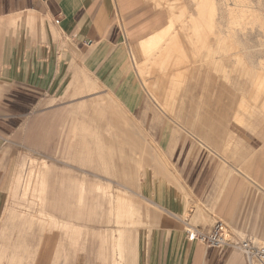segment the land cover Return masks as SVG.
Returning <instances> with one entry per match:
<instances>
[{"label":"rangeland","instance_id":"rangeland-1","mask_svg":"<svg viewBox=\"0 0 264 264\" xmlns=\"http://www.w3.org/2000/svg\"><path fill=\"white\" fill-rule=\"evenodd\" d=\"M121 1L114 14L123 32L146 17L158 25L171 23L148 45L161 47L165 30L171 42L175 32H185L180 40L189 58L180 68L189 74L182 77L198 81L183 85L178 75L143 74L145 51L137 42L130 50V78L154 122H140L111 94L97 92L78 101H45L30 115L5 123L16 129L0 147V153L6 149L0 162V264H132V242L154 211L140 196V178L148 167L172 162L167 154L175 148L206 170L224 158L223 181L235 183L238 171L244 175V216L220 222L231 242L264 245L253 239L264 242V188L257 178L264 152L255 151L262 145L264 113L234 118L242 95H257L261 86L264 91V0H214V34L202 26L197 52L189 38L194 26L179 14L197 16L193 0ZM247 9L255 17L241 19ZM230 13L238 17L232 20ZM234 54L244 58V66ZM220 56L226 59L220 62ZM192 60L200 76L191 75ZM258 74L262 81L252 89L249 78L254 85ZM223 86L228 90L220 99ZM115 122L126 125L124 133L140 144L142 155L113 139ZM161 125L170 138L168 153L155 136Z\"/></svg>","mask_w":264,"mask_h":264},{"label":"crops","instance_id":"crops-1","mask_svg":"<svg viewBox=\"0 0 264 264\" xmlns=\"http://www.w3.org/2000/svg\"><path fill=\"white\" fill-rule=\"evenodd\" d=\"M193 1L197 16L187 11L179 14L194 26L189 38L197 52L202 26L214 34L217 7L214 0ZM121 2L0 0V147L3 148V143L8 142L16 129L10 130L5 123L30 115L45 101H78L97 92L111 94L140 122H154L151 116L148 118L150 111L136 99L134 91L139 86L130 78V50L137 42L145 51V59L140 64L143 74L178 75L177 80L183 85L188 80L198 81V78L182 77L189 74L188 70L180 68L189 58L180 40L185 32H175L171 42L169 29L165 30L161 47L153 42L148 45L150 38L171 23L158 25L157 20L146 17L123 32L114 14L115 4L121 5ZM209 44L208 48L211 40ZM234 55L244 66V58ZM225 59L220 56V62ZM190 66L194 70L192 76L200 74L195 71L193 60ZM159 67L166 70L156 71ZM159 80L155 78L154 82ZM249 81L253 89L252 75ZM222 89H218L220 99H223V91L228 90L226 86ZM250 96L251 93L241 96L242 102L234 112L236 120L245 116L256 118L258 113H264L261 108L264 105ZM112 125L113 139L129 143L134 153L142 155L140 144L124 133L126 125L119 122ZM154 132L158 143L168 153L170 138L166 127H155ZM2 151L0 162L6 149ZM177 151L175 148L167 154L172 162L156 163L145 169L140 178V196L154 211L139 227L132 242V264H249L245 251L239 247L208 246L199 240L188 241L185 236L187 225L207 230L217 221L244 216V175L238 171L235 183L223 181L226 160L221 156L223 164L206 170L205 166L188 162L186 156ZM255 151L264 152V136L262 145ZM257 178L264 188V168ZM253 239L264 243L257 236ZM250 264H254V258Z\"/></svg>","mask_w":264,"mask_h":264},{"label":"built area","instance_id":"built-area-1","mask_svg":"<svg viewBox=\"0 0 264 264\" xmlns=\"http://www.w3.org/2000/svg\"><path fill=\"white\" fill-rule=\"evenodd\" d=\"M185 236L188 241L199 240L204 242L208 246H237L243 249L248 257L256 258L260 262V264H264V245L256 246L248 239H243L239 243L231 242L227 238V228L225 224L220 221L215 222L207 230H203L196 226L187 225L185 227Z\"/></svg>","mask_w":264,"mask_h":264},{"label":"bare ground","instance_id":"bare-ground-1","mask_svg":"<svg viewBox=\"0 0 264 264\" xmlns=\"http://www.w3.org/2000/svg\"><path fill=\"white\" fill-rule=\"evenodd\" d=\"M213 3H214V1H213ZM214 4H215V3H214ZM241 6L244 8V6H243L242 4H241ZM247 7H248V6H247ZM245 9H246V8H245ZM247 10H248V9H247ZM251 10H252V9H251ZM243 11H244V10H243ZM252 11H253V10H252ZM213 14H214V13H213ZM255 14H256V12H255ZM230 15H231L230 17H231L232 20L238 17L237 14H235V13H230ZM256 15H257V14H256ZM246 17H249V18H252V17H253V18H254L255 16H253V13L249 12V10H248V11L245 10V14L242 12V16H240V18H241V19H244V20H245V19H248V18H246ZM259 17H261V16H259ZM256 18H258V17H256ZM248 20H249V19H248ZM254 20H255V19H254ZM257 20H258V19H257ZM260 20H261V19H260ZM237 21H238V19H237ZM255 21H256V20H255ZM245 22H246V21H245ZM249 22H251V21H248L247 23L249 24ZM259 22H260V21H259ZM261 22H262V21H261ZM253 23H254V22H253ZM256 23H257V22H256ZM262 23H263V22H262ZM262 23H261V24H262ZM261 24H259L260 27H261L262 25H264V24H262V25H261ZM250 25H251V24H250ZM254 25H256V24L254 23ZM259 25H258V26H259ZM251 26H252V25H251ZM251 26H250V27H251ZM252 28H253V26H252ZM229 32H230V30H229ZM231 32H232V30H231ZM231 32H230V33H231ZM232 34H233V33H232ZM232 34H231V35H232ZM230 45H231V44H230ZM230 45H229V46H230ZM232 47L235 48L234 46H232ZM233 48H231V49H233ZM237 48H238V47H237ZM257 77H258V78H257L256 81L254 82L253 89L256 87V85L259 86V84L261 83L260 81H262V77H263V76H262V74H258ZM261 87H262V91H260V88L258 87V88H259V91H260L261 93L259 92V94L255 95L256 93L254 94V92H253V93H251V96H250V97H251L252 99H255V100H258V98H259L261 104L264 105V91H263V86H261ZM252 91H253V90H252ZM256 91H258V90H256Z\"/></svg>","mask_w":264,"mask_h":264}]
</instances>
